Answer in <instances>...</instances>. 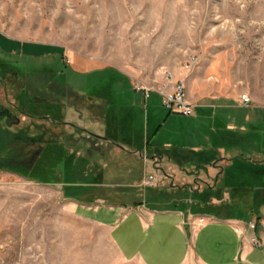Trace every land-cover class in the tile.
Wrapping results in <instances>:
<instances>
[{
  "label": "rangeland",
  "instance_id": "rangeland-1",
  "mask_svg": "<svg viewBox=\"0 0 264 264\" xmlns=\"http://www.w3.org/2000/svg\"><path fill=\"white\" fill-rule=\"evenodd\" d=\"M16 41L50 45L57 55L9 53ZM119 70L134 88L162 86L171 71L203 105L183 117L170 114L159 93L145 101L134 91L144 108L136 120L148 122L152 146H222L211 131L222 108V117L246 127L243 136L257 133L235 147H264V0H0V264H134L94 212L138 198L110 200L91 184L104 163L119 170L137 159L114 150L102 157L71 127L96 134L100 125L85 111L81 118V105L69 106L74 93L118 85ZM58 101L67 102L57 110L71 125L59 124Z\"/></svg>",
  "mask_w": 264,
  "mask_h": 264
},
{
  "label": "crops",
  "instance_id": "crops-1",
  "mask_svg": "<svg viewBox=\"0 0 264 264\" xmlns=\"http://www.w3.org/2000/svg\"><path fill=\"white\" fill-rule=\"evenodd\" d=\"M16 42L20 43L17 49L13 45L6 48L9 53L31 59L57 55L50 45ZM119 75L122 80L116 86H104L84 97L74 93L78 101L69 106L77 110L81 105V118L85 111L95 125H100L96 134L71 127L81 133L80 139L93 142L102 157L114 150L137 159L118 164L119 170L104 163L102 171L96 168L97 182L91 184L110 200L138 198L129 208L116 203L101 205L94 212L96 221L108 227L122 259L134 264H191L195 259L200 264H264V212L262 217L254 212L256 205L264 202V147H235L243 140H256L257 133L243 136L240 131L246 127L234 118L222 117L225 109L220 108L221 115L212 114L211 131L222 146L154 147L148 122L143 125L136 120L144 110L131 96L137 91L126 74L119 70ZM113 88L116 92L110 91ZM150 99L151 95L144 97L145 101ZM63 119L61 125H71L64 114ZM248 119L246 116L244 121L253 125ZM206 139L212 143V138ZM150 176L154 177L153 186L142 187ZM102 198H98L99 204L104 202ZM200 216L210 221L194 232L188 224ZM257 219L260 222L255 232L248 231L245 238L234 232L235 224H256ZM253 236L261 247L252 246Z\"/></svg>",
  "mask_w": 264,
  "mask_h": 264
},
{
  "label": "built area",
  "instance_id": "built-area-1",
  "mask_svg": "<svg viewBox=\"0 0 264 264\" xmlns=\"http://www.w3.org/2000/svg\"><path fill=\"white\" fill-rule=\"evenodd\" d=\"M165 83L156 88L146 86H136L135 90L143 93L144 97L148 99L153 92H157L162 96L163 106L171 113L183 117H193L196 115L197 106L194 105L188 98V92L185 83L182 80H176L173 73L164 70L162 73ZM250 100L243 97V103L249 104ZM154 177L150 176L143 180L142 187H152ZM210 221L209 217L200 216L193 219L189 224V228L196 232L198 229L205 226ZM255 232L256 224L248 223L246 226L242 223H237L234 226V232L241 238H245L248 231ZM251 244L254 248L261 247L260 240L253 236Z\"/></svg>",
  "mask_w": 264,
  "mask_h": 264
},
{
  "label": "trees",
  "instance_id": "trees-1",
  "mask_svg": "<svg viewBox=\"0 0 264 264\" xmlns=\"http://www.w3.org/2000/svg\"><path fill=\"white\" fill-rule=\"evenodd\" d=\"M1 64H4L3 62H1ZM59 102V101H58ZM56 107V106H55ZM61 107V105L58 103L57 104V107L56 108H52V109H55L56 110V112L59 114V120L61 121L62 119H63V114L61 113V112H59L58 110H57V108L59 109ZM55 113V112H54ZM45 119H48V120H51V118H48V117H45ZM60 125L61 124H63V123H59ZM150 144L148 143V146H149ZM95 182H97V179L95 180ZM137 205H140V204H137ZM259 222H260V219H257V221H256V227H257V225L259 224Z\"/></svg>",
  "mask_w": 264,
  "mask_h": 264
}]
</instances>
